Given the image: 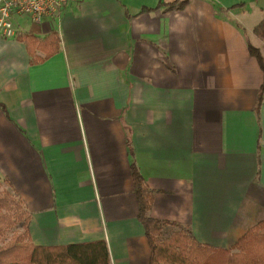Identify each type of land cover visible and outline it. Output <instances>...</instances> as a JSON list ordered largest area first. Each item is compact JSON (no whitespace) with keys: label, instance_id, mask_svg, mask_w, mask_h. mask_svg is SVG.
Here are the masks:
<instances>
[{"label":"crops","instance_id":"1","mask_svg":"<svg viewBox=\"0 0 264 264\" xmlns=\"http://www.w3.org/2000/svg\"><path fill=\"white\" fill-rule=\"evenodd\" d=\"M72 0L0 35V188L34 246L102 240L109 264H149L132 178L162 238L231 248L264 220V59L258 0ZM182 1V0H179ZM147 9L148 11H142ZM59 37L30 64L17 38ZM38 56L42 53L36 52Z\"/></svg>","mask_w":264,"mask_h":264},{"label":"trees","instance_id":"2","mask_svg":"<svg viewBox=\"0 0 264 264\" xmlns=\"http://www.w3.org/2000/svg\"><path fill=\"white\" fill-rule=\"evenodd\" d=\"M187 0L166 5L167 11L181 10ZM148 11L147 9H143ZM253 33L264 42V17L254 27ZM26 45L30 64L42 63L59 50V37L52 32L44 39L33 35L17 38ZM42 53V57L36 52ZM248 51L263 73L258 94V106L264 95V59L258 48L250 43ZM138 204L137 219L144 228L151 250L149 264H264V220L249 229L231 248L220 250L195 241L189 231H176L162 238V228L167 222L148 216L153 195L140 174L132 171ZM29 216L20 202L7 189L0 192V237L15 225L21 231L12 234L10 241L0 246V264H109L106 243L102 240L59 246H34L28 233ZM234 251V252H231Z\"/></svg>","mask_w":264,"mask_h":264},{"label":"built area","instance_id":"3","mask_svg":"<svg viewBox=\"0 0 264 264\" xmlns=\"http://www.w3.org/2000/svg\"><path fill=\"white\" fill-rule=\"evenodd\" d=\"M72 0H0V35L4 38L16 36L12 16H23L34 23L44 17L56 16Z\"/></svg>","mask_w":264,"mask_h":264},{"label":"rangeland","instance_id":"4","mask_svg":"<svg viewBox=\"0 0 264 264\" xmlns=\"http://www.w3.org/2000/svg\"><path fill=\"white\" fill-rule=\"evenodd\" d=\"M262 41V40H261ZM263 42V41H262ZM264 43V42H263ZM264 45V44H263ZM3 189H5V188H0V192L3 190ZM251 229V228H250ZM19 231H21V228H19V226L18 225H15V226H13L12 228H10L8 231H6V233L2 236V237H0V246L1 245H4V244H6V243H8L9 241H10V239H11V237H12V234L13 233H15V232H19ZM242 236H244V235H242ZM241 236V237H242ZM240 237V238H241ZM231 252H234V251H231Z\"/></svg>","mask_w":264,"mask_h":264},{"label":"water","instance_id":"5","mask_svg":"<svg viewBox=\"0 0 264 264\" xmlns=\"http://www.w3.org/2000/svg\"><path fill=\"white\" fill-rule=\"evenodd\" d=\"M257 6L261 9H264V0H258Z\"/></svg>","mask_w":264,"mask_h":264}]
</instances>
